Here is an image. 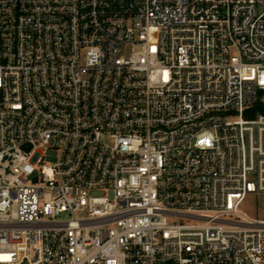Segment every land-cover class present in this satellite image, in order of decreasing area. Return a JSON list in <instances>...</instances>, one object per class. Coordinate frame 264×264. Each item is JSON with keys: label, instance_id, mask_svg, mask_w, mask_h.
I'll use <instances>...</instances> for the list:
<instances>
[{"label": "built area", "instance_id": "built-area-1", "mask_svg": "<svg viewBox=\"0 0 264 264\" xmlns=\"http://www.w3.org/2000/svg\"><path fill=\"white\" fill-rule=\"evenodd\" d=\"M260 93L264 0H0V264H264Z\"/></svg>", "mask_w": 264, "mask_h": 264}, {"label": "rangeland", "instance_id": "rangeland-1", "mask_svg": "<svg viewBox=\"0 0 264 264\" xmlns=\"http://www.w3.org/2000/svg\"><path fill=\"white\" fill-rule=\"evenodd\" d=\"M264 93H260L263 96ZM48 163L55 162L56 152L45 153ZM240 210L252 218L264 217V194H248L240 206Z\"/></svg>", "mask_w": 264, "mask_h": 264}, {"label": "trees", "instance_id": "trees-1", "mask_svg": "<svg viewBox=\"0 0 264 264\" xmlns=\"http://www.w3.org/2000/svg\"><path fill=\"white\" fill-rule=\"evenodd\" d=\"M252 115L259 113L264 114V100L260 99L256 102V104L252 107Z\"/></svg>", "mask_w": 264, "mask_h": 264}]
</instances>
